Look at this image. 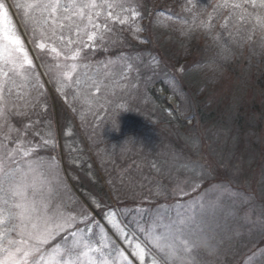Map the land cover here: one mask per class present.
I'll use <instances>...</instances> for the list:
<instances>
[{
    "label": "rangeland",
    "instance_id": "obj_1",
    "mask_svg": "<svg viewBox=\"0 0 264 264\" xmlns=\"http://www.w3.org/2000/svg\"><path fill=\"white\" fill-rule=\"evenodd\" d=\"M12 2L7 0L8 4ZM222 2L199 0V5L192 7L188 0H131L140 14L138 19L134 24L109 23L111 30L105 32L103 40L97 37L88 41L83 30L79 36L75 31L64 30V42L69 38L74 42L68 48H80V58L76 61L80 65L79 73L87 71L100 82L98 93L93 88L87 89L79 100L73 99L72 89L59 90L49 73V66L54 63L53 54L35 46L27 18L15 8L10 10L12 23L33 61L31 70L41 87L37 91L28 85L14 87L10 102L15 107L8 112L7 120L13 128L24 129V138L35 148V157L53 162L54 174L44 178L45 196L49 195L47 188H51L48 203L53 213L79 214L83 209L90 216L94 214L96 224L77 223L76 229L92 228L93 244L107 245L102 249L105 253L119 249L123 256L114 257L116 264H152L153 260L157 264H264V83L255 81L262 72L248 55L250 49L243 48L244 44H231V52H221L214 61L210 49V57L200 61L201 55L192 41L198 35H203L205 41L215 33L226 36L220 27L222 18L213 20L212 33L196 28L190 32L183 30L186 34H182L180 25L167 19L173 16L192 21L198 18L197 12L213 13L216 4ZM202 19L206 20L207 15ZM137 24L141 28L138 33L132 30ZM91 30L88 26V31ZM205 44L212 47L214 42ZM56 46L65 50L59 40ZM238 48L242 49L243 58L236 59L237 52L240 53ZM196 59L199 64L187 70ZM17 83L22 84L19 79ZM146 87L167 99L168 119L174 118V114L182 118L174 128L180 129L185 141L183 147L169 132L164 133V138L135 128L136 133L143 134L138 139L143 141L145 136L150 141L148 145L152 147L154 160L146 168L153 169L155 165L154 172L160 180H156V185L147 179L148 171L132 169V166L142 167L138 154L148 149L138 144L133 147V142L121 136V132L133 126L130 102L147 94ZM5 91L7 94V89ZM119 93L125 95L124 99L127 97L126 104ZM221 100H226L229 117H238L234 122L229 118L221 119L208 129L199 125L198 130H188L197 129L194 126L198 123L197 109L205 110L209 104H221ZM67 111L75 119L77 128L69 126ZM145 112L140 110L139 115L135 112L138 115L136 126L140 123L144 127V122L147 123L148 112ZM243 122L248 129L244 135L237 134L235 123ZM183 124L186 129L182 128ZM30 133H33L32 138ZM148 134L173 143L174 147L163 143V148ZM128 137L134 138L135 134L130 132ZM44 138L51 143L44 144ZM116 138H123L122 145L116 146ZM0 141L8 148L16 146L2 135ZM178 146L183 149L176 153L174 148ZM93 152L94 157L88 158ZM116 153H119L116 160L122 158L126 167L112 162ZM84 160L90 161V165ZM91 168H95V174L101 173L104 181L106 173V182L113 185L112 201L105 196L103 204L91 199L97 208L83 199L73 182V179L84 180L93 191L94 178L102 187L99 178L89 173ZM181 188L183 192L179 191ZM120 190L122 197L118 200ZM158 192L163 194L158 195ZM118 202L124 203V211L134 213L135 224L119 209ZM168 210L174 214L170 215ZM143 212H152L149 216L152 222L147 226L139 225ZM111 213H115V217ZM88 215L86 219L92 222V216L88 218ZM185 217L193 219L181 225L179 222ZM113 220L124 228L126 235L120 233ZM133 225L144 233L151 245L141 240ZM165 225L171 226L173 237L180 236L190 244L196 245L202 233L210 234L215 238L216 247L211 252L199 246L184 252L183 245L177 242L181 251L169 258L151 239L166 232ZM100 228L104 229L103 241ZM69 235L63 231L57 233L45 246L46 251L57 244L64 245V237ZM137 243L145 250L143 261L136 254ZM90 255L94 259L99 253ZM83 264H88L87 257Z\"/></svg>",
    "mask_w": 264,
    "mask_h": 264
},
{
    "label": "snow or ice",
    "instance_id": "obj_2",
    "mask_svg": "<svg viewBox=\"0 0 264 264\" xmlns=\"http://www.w3.org/2000/svg\"><path fill=\"white\" fill-rule=\"evenodd\" d=\"M188 4L197 7L199 0H188ZM12 8L27 18L35 46L53 54L50 76L56 80L59 90L72 89L74 100L81 99L90 88L98 93L100 82L87 71L79 73L80 65L76 61L80 58V48H68L74 42L71 38L64 42V30L75 31L77 36L83 30L88 41L97 37L103 40L105 32L111 30L109 23L134 24L140 14L131 0H13L12 4L0 0V121L3 122L0 123V135L16 145L8 148L0 141V264H83L85 257L88 264H116L114 257L123 256L119 249L105 253L102 249L107 245L101 242L93 244L92 228L76 229L77 223L88 222L86 211L82 209L79 214L71 211L53 213L48 203L51 188H47L49 195L45 196L47 184L44 179L54 174L53 162L35 157V148L24 138V129L13 128L7 120L8 112L15 107L10 102L14 87L28 85L33 91L41 87L31 70L33 61L12 23ZM186 10L191 11L190 8ZM213 13H208L206 20L194 17L189 21L173 16L167 19L180 25L182 34H186L183 30L190 32L196 28L212 33L215 28L213 20L219 17L222 18L220 27L226 36L215 33L212 39L220 45L222 53H230V45L234 43H255L257 37L259 47L264 50V0H223L216 4ZM88 26H91V31H88ZM132 30L138 33L141 28L137 24ZM57 40L65 50L57 48ZM18 79L22 84L17 83ZM43 143L47 145L51 141L44 138ZM115 215L111 213L112 217ZM192 219L185 217L179 223L183 225ZM112 222L122 235H126L124 228L114 220ZM165 228L168 229L166 232L151 239L169 258L181 251L177 242L183 245L184 252H191L197 246L180 236L173 237L170 225H165ZM61 231L70 234L64 237V245L57 244L51 251H46L45 246ZM100 233L103 241V228H100ZM212 239L215 244L213 236ZM135 247L138 250L136 254L143 261L145 250L139 243ZM91 253H99V256L93 259ZM152 264H157V261L153 260Z\"/></svg>",
    "mask_w": 264,
    "mask_h": 264
},
{
    "label": "trees",
    "instance_id": "obj_3",
    "mask_svg": "<svg viewBox=\"0 0 264 264\" xmlns=\"http://www.w3.org/2000/svg\"><path fill=\"white\" fill-rule=\"evenodd\" d=\"M197 13L199 14L197 19L204 18L208 14L204 10H202L200 12H197ZM212 35H214V34H212ZM212 35L207 40V41H210V42H212V41L214 42L212 47L209 46L208 44H205L207 41H205V37L203 35L196 36L194 38V40L192 41V43L194 44V46L196 47V49L199 51V53L201 55L200 61H201V59H207V58L210 57V51H209L210 49H212L211 55H214V57L211 56L212 57V61H214L215 58L216 59L219 58V55H221V47H220L219 44H217L216 41H214L212 39ZM256 40H257V42H255V43L254 42H248V43H244V45H242V46H243L244 49H250L248 55L250 56L251 60H254L256 65L259 67V71L262 72L260 77L257 76L255 78V81L260 83V84L261 83L263 84L264 83V50H262L259 47L258 37L256 38ZM238 50L240 51V53L237 52L238 56L236 57V59L243 58V53H241L242 49L238 48ZM197 64H199V63L197 62V59H196L193 63L188 65L187 70L190 68V66L193 67V66H195ZM141 70H143V67H141ZM160 81H159V83H160ZM190 82H192V81H190ZM191 84L193 85L194 83L192 82ZM198 86H197V88H198ZM146 88L148 90L147 94H141V95H139V97L136 100H134L133 102H130V107H133V108L131 109L132 112L131 113L129 112V114H130V118H131V124L133 126H129L128 130L126 132H124V131L121 132L122 133L121 136L127 137V141L133 142L132 143L133 147H134L135 144H138V145H140L141 148H147L148 149L146 153H139L138 154L140 160L142 161L141 162L142 167L132 166V169L135 170V169L139 168L137 170V172L143 171L144 173H147V171H148V173H150V176H148L147 179L149 181H151V183L153 185H156L157 184L156 180H159V179L157 178V175L154 172V169H155L154 166L155 165L153 166V169L151 168V169L148 170L146 168L147 165L148 166L150 165L149 162L154 160L152 147L150 145H148L150 143V141H148L145 136H144L143 141L138 139V137L143 135V134L136 133V129L138 131L152 132L155 135H157L159 137H164V138H165L164 133H166L168 135V132H169L171 134V136L174 135L177 139H179L181 141L183 147L185 145V141L183 139L182 132H180V129L174 128L175 123L176 124L179 123L182 118H180L179 115L174 114V118L168 119L166 110L168 108H170V107H166V104H168L167 99L162 97V96H160L159 94H158L159 96L156 95V92L153 89H150L148 87H146ZM44 95L46 96V94H44ZM129 95H131V94H129ZM118 96L126 104L127 97L124 99L125 95H123V94L121 95V93H119ZM224 101H226V100L219 101V102H221V104H218V105L209 104L205 110H203L201 108L197 109L196 112H197L198 123L196 122L195 125H194L197 129L190 128L188 130H198L199 129V125H200V127L202 129H208V127L210 125H212L214 122L219 121L221 119L222 120H226L227 118H229L232 122H234V120L236 118H238V117H229V112L227 111V106H226V103H224ZM140 110L144 114H146L145 110H147V112H148V119H146L147 123L144 122V127H141L140 123L138 124L139 127L136 126V123H137L136 117L139 115ZM135 112L138 115H136ZM66 115H67V117H68V119H69V121L71 123L69 126L71 127V125L72 126L74 125L73 127L77 128V123H76L75 119L70 116V113L68 111H67ZM149 116H152V118L149 117ZM241 116H243V115H241ZM134 117H135V119H133ZM244 124L246 126H244ZM185 125L186 124L182 125L183 129L184 128L186 129ZM235 125H236L235 132L237 134H243L244 135L245 132L248 129L247 124L245 122H243L241 124L235 123ZM168 127H170V128H168ZM130 132L135 134L134 138L128 137ZM148 135H150L151 138L154 141H156L157 145H162L163 148H164V144L163 143H167L168 145H171L172 147H174L173 143L171 144L168 141L165 142V140L159 139L158 137L153 138L154 135H152V134H148ZM30 136L32 138L33 137V133H30ZM115 141H116V144H117L116 146L122 145L123 138H116ZM183 147L178 146V147L174 148V150L176 151V153H178V152H180L179 151L180 149L181 150L183 149ZM118 154L119 153H116V155L114 156V161H112V162L116 161L119 164L121 163L124 167H126V165L123 163L122 158L120 159V161H118L119 159L116 160ZM263 154H264V152H263ZM93 155H94V152L91 153L90 155H88V158L91 157V159H92L94 157ZM84 161L88 165H90V161L89 162L86 161V160H84ZM127 163H128V161H127ZM96 165H99V164L97 163ZM134 165H136V164H134ZM85 167L86 166L84 165L85 172H88L85 169ZM94 170H95V168H94ZM94 170L91 168L89 170V173L93 177H96L97 179L99 178V181H100V184H101L102 187H100L98 185V181L95 180L94 178H93L94 183H91V185L93 187V191L84 183L85 182L84 180H83L84 182L83 181L79 182V181L73 179V182H74V185L76 186V188L81 192L83 199L85 201L88 200L89 203L93 206V208H97L96 207L97 205L94 204V202H93L94 199L99 204L100 203L103 204V202L105 200L104 199L105 197L106 198L109 197L110 201L113 200V185L111 183L106 182L107 181L106 173H104V179H105V181H104L103 180V175H101V173L95 174ZM97 171L98 170L96 169V172ZM106 183H108V184H106ZM133 194L136 196V193H133ZM121 197L122 196H121V190H120L119 196H118V200H120ZM91 199H93V201ZM125 204H127V203H125ZM118 205L120 207V208L119 207L118 208L123 211V213L126 216V218H128L131 221V224H135V222H134L135 221L134 213L133 212H129L128 213L127 210L124 211L123 208L125 207V205H124L123 202H121V203L118 202ZM168 212L170 213V215L174 214V212L172 210H168ZM151 213L152 212H150V213L143 212L142 216L139 217L140 218L139 219V225L140 226H147L148 224H151L152 221H151V219L149 217ZM98 214L101 215V212L99 210H98ZM92 215H94V214H92ZM91 216L88 215V218L91 217ZM92 218H93V220L91 219L92 222L90 221V222H87V223L96 224V222H94V217L93 216H92ZM87 221H88V219H87ZM141 223H142V225H141ZM133 228L144 239V241H146L148 244L151 245L150 241L148 240V238L144 235V233L141 230H138V228H136L135 225H133Z\"/></svg>",
    "mask_w": 264,
    "mask_h": 264
},
{
    "label": "clouds",
    "instance_id": "obj_4",
    "mask_svg": "<svg viewBox=\"0 0 264 264\" xmlns=\"http://www.w3.org/2000/svg\"><path fill=\"white\" fill-rule=\"evenodd\" d=\"M196 245L211 252L214 250L215 248V244L213 243V239L212 236L210 234L207 233H202L197 241H196Z\"/></svg>",
    "mask_w": 264,
    "mask_h": 264
}]
</instances>
